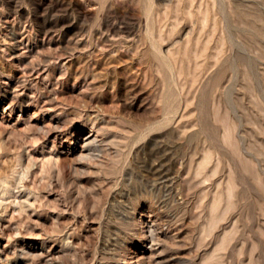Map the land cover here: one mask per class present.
Instances as JSON below:
<instances>
[{
    "label": "rangeland",
    "instance_id": "rangeland-1",
    "mask_svg": "<svg viewBox=\"0 0 264 264\" xmlns=\"http://www.w3.org/2000/svg\"><path fill=\"white\" fill-rule=\"evenodd\" d=\"M0 264H264V0H0Z\"/></svg>",
    "mask_w": 264,
    "mask_h": 264
}]
</instances>
